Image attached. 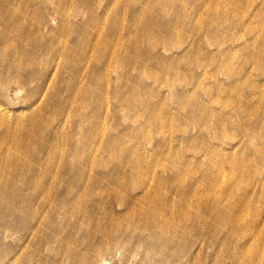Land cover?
<instances>
[{
	"label": "rangeland",
	"instance_id": "374dc122",
	"mask_svg": "<svg viewBox=\"0 0 264 264\" xmlns=\"http://www.w3.org/2000/svg\"><path fill=\"white\" fill-rule=\"evenodd\" d=\"M0 264H264V0H0Z\"/></svg>",
	"mask_w": 264,
	"mask_h": 264
}]
</instances>
